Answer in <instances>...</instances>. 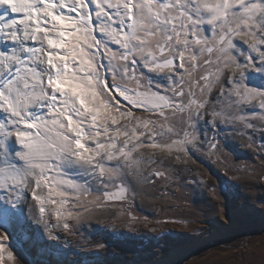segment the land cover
I'll return each instance as SVG.
<instances>
[{
	"label": "snow or ice",
	"instance_id": "1",
	"mask_svg": "<svg viewBox=\"0 0 264 264\" xmlns=\"http://www.w3.org/2000/svg\"><path fill=\"white\" fill-rule=\"evenodd\" d=\"M221 125L264 134V0H0V264Z\"/></svg>",
	"mask_w": 264,
	"mask_h": 264
},
{
	"label": "rangeland",
	"instance_id": "2",
	"mask_svg": "<svg viewBox=\"0 0 264 264\" xmlns=\"http://www.w3.org/2000/svg\"><path fill=\"white\" fill-rule=\"evenodd\" d=\"M221 127L217 135L230 150L218 145L212 154L206 144L180 161H166L165 177L136 184L123 201L98 203L102 194L93 192L80 202L70 228L51 220L57 240L29 217L46 247L35 255L18 249L20 257L25 264H164L166 255L182 249L169 264H264V134Z\"/></svg>",
	"mask_w": 264,
	"mask_h": 264
},
{
	"label": "bare ground",
	"instance_id": "3",
	"mask_svg": "<svg viewBox=\"0 0 264 264\" xmlns=\"http://www.w3.org/2000/svg\"><path fill=\"white\" fill-rule=\"evenodd\" d=\"M212 238H209L208 241H206L204 244L208 243ZM204 245H196L194 247H200L202 248ZM182 249H177L174 252L170 253L169 255L165 256V261L163 262L164 264H169L171 262H173L174 260H177L178 255L181 254ZM183 253V252H182Z\"/></svg>",
	"mask_w": 264,
	"mask_h": 264
}]
</instances>
